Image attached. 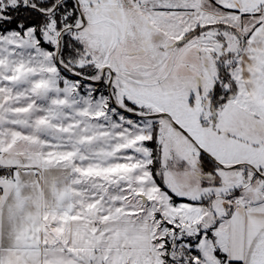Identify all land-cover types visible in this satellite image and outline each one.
I'll use <instances>...</instances> for the list:
<instances>
[{
    "label": "snow or ice",
    "instance_id": "snow-or-ice-1",
    "mask_svg": "<svg viewBox=\"0 0 264 264\" xmlns=\"http://www.w3.org/2000/svg\"><path fill=\"white\" fill-rule=\"evenodd\" d=\"M0 264H264V0H0Z\"/></svg>",
    "mask_w": 264,
    "mask_h": 264
}]
</instances>
